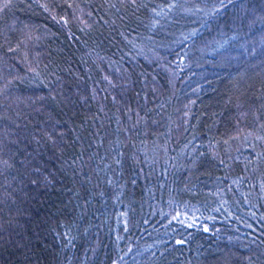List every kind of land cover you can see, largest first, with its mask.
I'll list each match as a JSON object with an SVG mask.
<instances>
[{"label": "trees", "instance_id": "obj_1", "mask_svg": "<svg viewBox=\"0 0 264 264\" xmlns=\"http://www.w3.org/2000/svg\"><path fill=\"white\" fill-rule=\"evenodd\" d=\"M261 1L0 0V264H264Z\"/></svg>", "mask_w": 264, "mask_h": 264}, {"label": "rangeland", "instance_id": "obj_2", "mask_svg": "<svg viewBox=\"0 0 264 264\" xmlns=\"http://www.w3.org/2000/svg\"><path fill=\"white\" fill-rule=\"evenodd\" d=\"M191 1H193L194 2V0H191ZM195 2L198 4V5H202L203 6V3H201V2H199V0H195ZM194 2V3H195ZM197 5V6H198ZM261 7L263 8L264 7V0H262L261 1ZM212 9V8H211ZM220 9V7H218V8H214V9H212V10H214V11H218ZM184 13H187V11L186 12H184ZM188 15V14H187ZM252 16H253V14H251ZM202 16H204V15H202ZM255 18L257 19L258 17L257 16H255ZM195 20V19H194ZM195 23H196V21H195ZM195 23H193V25H195ZM241 30V29H240ZM186 40V41H185ZM196 40H194L193 39V37L191 36H187V39L185 38V36H183L182 38H180V39H178V40H176V41H174V42H172V43H167V44H165V47H166V49L167 48H171V52L172 53H174V52H176V54L177 55H175V56H173V59H171V66H174V65H178V66H180L181 68H182V64H183V62H182V60L180 59L179 60V57L180 56H178L179 54H181V51L182 50H178V49H180V46H183V45H186V42H189V44H192V43H194ZM169 44V45H168ZM170 46V47H169ZM208 46V43H205V45H199L198 46V51H199V53H200V55H205V54H207V49H206V47ZM188 47V45H186V46H184V48L186 49ZM163 47H157L156 49H162ZM153 55H155V54H152V55H150L149 57H150V59L149 60H154V56ZM178 61H180V63L178 62ZM154 215V214H153ZM152 219V217L149 219V220H151ZM149 220L147 221V223L149 222ZM158 221V220H157ZM159 222V221H158Z\"/></svg>", "mask_w": 264, "mask_h": 264}]
</instances>
